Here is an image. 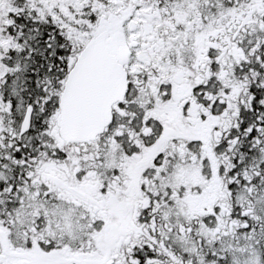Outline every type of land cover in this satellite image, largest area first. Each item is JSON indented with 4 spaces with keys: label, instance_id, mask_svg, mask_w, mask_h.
I'll return each mask as SVG.
<instances>
[{
    "label": "snow or ice",
    "instance_id": "6c2138e0",
    "mask_svg": "<svg viewBox=\"0 0 264 264\" xmlns=\"http://www.w3.org/2000/svg\"><path fill=\"white\" fill-rule=\"evenodd\" d=\"M0 264H264V0H0Z\"/></svg>",
    "mask_w": 264,
    "mask_h": 264
}]
</instances>
